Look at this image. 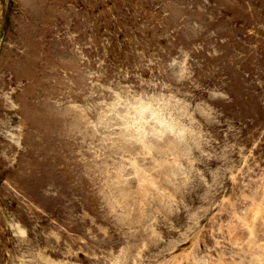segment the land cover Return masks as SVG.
I'll return each instance as SVG.
<instances>
[{
  "label": "rangeland",
  "instance_id": "rangeland-1",
  "mask_svg": "<svg viewBox=\"0 0 264 264\" xmlns=\"http://www.w3.org/2000/svg\"><path fill=\"white\" fill-rule=\"evenodd\" d=\"M263 224L264 0H0V264H264Z\"/></svg>",
  "mask_w": 264,
  "mask_h": 264
},
{
  "label": "bare ground",
  "instance_id": "bare-ground-1",
  "mask_svg": "<svg viewBox=\"0 0 264 264\" xmlns=\"http://www.w3.org/2000/svg\"><path fill=\"white\" fill-rule=\"evenodd\" d=\"M114 107V106H113ZM151 116V115H150ZM141 124V123H140ZM139 123H138V125H140ZM118 131V130H117ZM120 135V134H119ZM158 135H160V134H158ZM122 136V135H121ZM162 138V137H161ZM181 138V135H179L178 137H176V138H174L173 140H171V146H173V147H176L178 150H183V153L184 152H186V150H187V147H185V146H182V145H180L179 143H177L175 140L176 139H180ZM157 139V138H156ZM142 140V139H141ZM160 141V140H159ZM164 141V140H163ZM135 144V143H134ZM143 145H144V143H143ZM187 145V144H186ZM197 145H199V144H197ZM126 148V147H125ZM129 149H135L134 147H132V146H129L128 147ZM147 148V147H146ZM160 148H161V152H166L167 150H168V148L164 145V144H162L161 146H160ZM197 148V147H196ZM137 149V148H136ZM150 149V148H149ZM171 149V148H170ZM181 152V151H180ZM179 156H176V158H178ZM165 163H166V166H165V169H163V170H159L158 172L161 174V176L165 179V180H168L169 178H171V177H173V176H175V175H177L178 174V172H179V170L180 169H178V168H174V165L173 166H171V164H168V162L167 161H165ZM184 166V165H183ZM151 170V169H150ZM182 170V169H181ZM145 171V170H144ZM143 172V171H142ZM138 173H140V172H138ZM158 173V174H159ZM167 174H168V178H167ZM128 175V174H127ZM130 175V174H129ZM156 175H157V173H156ZM158 176H160V175H158ZM133 177V176H132ZM138 177V176H137ZM144 177L146 178L147 176H145L144 175ZM118 178H120V177H118ZM139 178V177H138ZM121 180H123L122 178H121ZM147 180V182H145V184H140V185H138L137 184V187H133V185H129L128 184V181L126 180V179H124V184L125 185H127L128 184V186L125 188V187H123L122 185H120V186H115V188H114V190L112 191V193H113V199L116 201V202H118V203H120V204H122L123 205V203H124V205H123V208L125 209V212L126 211H128V213L129 214H133V217H132V220H134V221H136V222H138V223H140L141 221H142V216H143V212H142V207H141V205L143 204H141L140 205V203H139V200H144L145 201V204H148V196H151V193H150V189H151V187H149V186H151V185H153V184H155V182L153 181V180H151L150 178L149 179H146ZM135 181V179L134 178H132L131 179V183L133 184V182ZM139 181H141V180H139ZM167 182V181H166ZM173 182V181H172ZM134 183H136V182H134ZM169 183V182H168ZM114 184V183H113ZM119 184V183H118ZM175 185V184H174ZM180 185V184H179ZM175 186L176 187V190H175V194H179V192H177V188H179L180 186ZM171 187V186H170ZM111 188H113V187H111ZM172 188V187H171ZM151 190H154V189H151ZM166 190V189H165ZM171 191V190H170ZM152 192V191H151ZM159 192V191H158ZM164 192V191H163ZM166 193V192H165ZM162 194V196H160V198L161 199H163V198H165L166 197V194ZM174 194V193H173ZM112 195V194H111ZM168 196H170V195H168ZM173 197H175V196H173ZM169 198V197H168ZM109 199V198H108ZM113 200V201H114ZM138 202H137V201ZM156 200V199H155ZM164 201H166V200H164ZM166 203V202H165ZM169 204V203H168ZM128 215V214H127ZM259 223V222H258ZM264 225V224H263ZM151 238V237H150ZM149 240H151V239H149ZM152 241V240H151ZM150 242V241H149ZM152 243V242H151Z\"/></svg>",
  "mask_w": 264,
  "mask_h": 264
}]
</instances>
